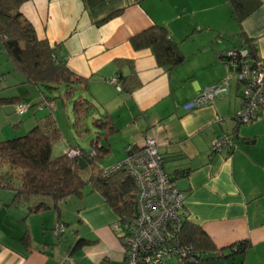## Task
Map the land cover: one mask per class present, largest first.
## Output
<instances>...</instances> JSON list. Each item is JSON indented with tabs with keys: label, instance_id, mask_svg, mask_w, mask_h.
Returning <instances> with one entry per match:
<instances>
[{
	"label": "crops",
	"instance_id": "0c3cea01",
	"mask_svg": "<svg viewBox=\"0 0 264 264\" xmlns=\"http://www.w3.org/2000/svg\"><path fill=\"white\" fill-rule=\"evenodd\" d=\"M252 2L256 6L240 25L225 0H28L20 12L38 39L59 45L70 69L87 78L83 93L94 102L93 113L109 114L117 128L99 141L107 143L110 151L97 161V168L105 170L121 163L128 146H139L144 138L154 137L169 177L187 171L175 180L184 195L182 214L201 226L217 248L247 241L249 248L241 264H264V110L250 123L238 124L234 114L240 91L234 80L213 105L182 107L209 85L233 78L223 57L227 50L247 41L264 60V0H250V5ZM154 23L166 27L183 56L172 68L159 64L150 48L132 46L131 38ZM118 59L132 63L137 85L131 93L112 81L118 69L122 75L130 73L127 63L118 68ZM17 83L30 94V85ZM37 94L30 103L33 124L48 112L37 106L42 97L40 91ZM54 106L52 115L60 129ZM83 121L79 124H85ZM233 131L232 149L211 152L213 138ZM115 142L123 152L114 150ZM90 192L100 195L89 186ZM12 196L10 191L0 194V264L67 260L56 234L48 239L44 234L39 240L33 237L29 217L38 213L24 218L25 208L11 204ZM100 197L94 196L92 205L103 219L107 204ZM84 208L85 204L78 209V222L83 217L91 230L76 228L72 245L78 238L89 242L69 251V255L83 251V260L73 264H125L109 215L95 222L93 212H81ZM46 211L53 213L54 228L58 223L55 212ZM45 222L43 228L52 226Z\"/></svg>",
	"mask_w": 264,
	"mask_h": 264
},
{
	"label": "trees",
	"instance_id": "16d2710c",
	"mask_svg": "<svg viewBox=\"0 0 264 264\" xmlns=\"http://www.w3.org/2000/svg\"><path fill=\"white\" fill-rule=\"evenodd\" d=\"M26 1L28 0H0V50L10 63V72L23 77L20 83L31 85L40 91L42 97L37 106L48 109V112L23 135L0 140V190L12 192L11 204L25 208L24 218L29 214L53 210L57 225L63 227L62 231H55L58 238L67 225L62 221L60 204L71 197L81 199L83 188L87 185L100 193L103 201L120 216V220L129 217L134 212L136 197V185L132 176L122 167L105 173L104 169H99L96 165L110 151L107 143L99 141L102 136L107 139L117 130L109 114L102 113L93 118L98 134L90 141L91 151L76 144L70 145L58 155H52L54 143L62 138L51 110L56 99L60 97L62 101L72 102L75 116L73 125L79 133L83 129L88 131L85 124L79 122L84 120V113H92L95 104L83 93L87 91V78L70 69L59 45L38 39L31 23L22 16L20 7ZM225 1L239 25L256 6V2L250 5V0ZM131 43L135 49L150 48L158 63L169 68L183 61L177 44L170 39L163 25L154 23L141 34L132 37ZM245 43L247 59L255 60L258 56L254 46L247 41ZM115 62L118 68L124 63L130 66L128 75L120 74L118 69L114 83L131 93L137 85L132 63L123 59ZM21 102L27 104L24 97L19 95L0 97V107L6 103L17 106ZM50 103L53 105L50 106ZM234 119L241 124L235 114ZM12 127L18 128L17 124ZM232 133L235 138L236 131ZM71 149L77 150V153L70 154ZM83 171H88L87 177H83ZM186 173L187 171L174 172L170 180L175 182ZM116 235L120 239L117 232ZM178 235L180 244L190 247L186 256L187 264H208L209 260L214 259L219 260V264H241L243 255L249 248L247 241L233 243L227 248H217L201 226L191 222L185 214ZM22 240L25 243L28 241L27 231ZM88 242L87 239L78 238L73 243L72 250Z\"/></svg>",
	"mask_w": 264,
	"mask_h": 264
},
{
	"label": "built area",
	"instance_id": "2783aa9c",
	"mask_svg": "<svg viewBox=\"0 0 264 264\" xmlns=\"http://www.w3.org/2000/svg\"><path fill=\"white\" fill-rule=\"evenodd\" d=\"M247 53V49L240 45L224 52L223 57L233 78L226 77L204 88L185 102L183 109L213 105L234 80L240 91L235 117L241 124L254 120L264 110V60L258 57L248 60ZM27 108L28 104L21 102L17 105V112L23 114ZM157 145L154 137H146L141 145L126 148V157L121 163L105 169L107 173L124 168L136 185L133 214L119 220L113 227L124 246L125 264H168L172 259L175 264H187L190 247L180 244L178 235L183 221L184 195L164 170ZM233 146V133H224L213 138L210 150L220 153ZM75 153L77 150H70V154ZM62 230L61 225L55 228V231Z\"/></svg>",
	"mask_w": 264,
	"mask_h": 264
},
{
	"label": "rangeland",
	"instance_id": "374dc122",
	"mask_svg": "<svg viewBox=\"0 0 264 264\" xmlns=\"http://www.w3.org/2000/svg\"><path fill=\"white\" fill-rule=\"evenodd\" d=\"M7 70L11 71L10 63L6 60V55L2 51H0V97H7L12 96L17 93H21L24 97V101L27 102L28 106L29 103L33 101L34 94L38 95V90L33 87L29 86L28 90L30 94L25 92V87H22L21 84H18L17 82L22 80V76L18 73H11L12 75H9L7 73ZM3 75V76H2ZM2 76V77H1ZM233 85V84H232ZM26 86V85H25ZM28 86V85H27ZM17 88L21 90H17ZM18 91V92H17ZM62 93V91H61ZM56 106L55 112L56 116L58 117V123L60 125L61 133H62V139L55 142L52 149V155H58L61 153L64 149L68 148L70 145H79V147L83 148L86 151H91V144L90 141L94 139L97 134V128L93 125V118H95L97 115L95 113H84L83 118L85 123V127L88 129V131H83L79 133V131L73 127V114H72V102L69 100L62 101L61 98L56 99ZM36 106V105H34ZM17 106L12 103H6L3 104L0 107V140L5 139L6 137H12L14 135H23L28 129H30L34 124L32 123V116H31V109L33 107L29 106L23 114H18L17 112ZM14 124H17L18 128H13L12 126ZM242 125H245L243 123ZM78 131V132H77ZM11 133V134H10ZM4 137V138H2ZM117 142L114 143V150L123 152V147L118 146ZM122 154V153H121ZM83 177L88 176V171L82 172ZM15 183L17 180L15 179ZM8 192L0 190V194ZM83 199H77L75 197H71L67 199L66 201L62 202L60 204V209L63 213L62 221L64 223H67L65 226L64 232L57 238V240H60V247L63 250V258L65 256L64 253L67 254V260L64 261V259L61 258V261H59V264H73L78 263V261L83 260L84 255L82 249H79L75 251L72 254H68L69 251L72 250V233L77 228L80 231H90L91 228L89 225L85 222V220L82 217V221L78 222V209L80 210V207L85 204V208L81 210L83 211H89L93 212L92 215L95 217V222H101L104 221L103 219H106L107 215H109V218H111V227H114V224L117 223L120 220V216L107 204L105 207V214L103 219L100 218L99 214H97L94 210L95 207L92 205L94 202V196H97V198H101L100 195L97 192H90L89 193V185L85 186L83 188ZM103 205V204H101ZM45 212V213H44ZM52 211H43L42 213H38L36 215H31L29 217L30 225L33 233V237L35 239H40L42 237L50 238L51 234H55V228H53L54 221L53 220V213ZM80 212V215L82 216V213ZM55 214V213H54ZM43 221H48L47 223H52V226H49L47 228H43L42 223ZM45 222V223H46ZM57 225V224H56ZM119 240L120 246L122 251H124V246L121 243V240ZM220 261L217 259L209 260L208 264H219ZM168 264H174V259L170 260Z\"/></svg>",
	"mask_w": 264,
	"mask_h": 264
}]
</instances>
